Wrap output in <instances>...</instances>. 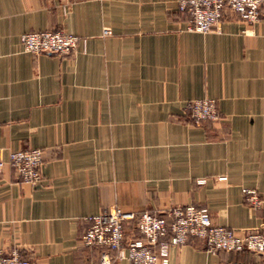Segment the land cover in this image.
I'll return each mask as SVG.
<instances>
[{
  "label": "crops",
  "instance_id": "crops-1",
  "mask_svg": "<svg viewBox=\"0 0 264 264\" xmlns=\"http://www.w3.org/2000/svg\"><path fill=\"white\" fill-rule=\"evenodd\" d=\"M188 26L177 0H0L2 157L44 151L36 186L0 170V253L100 264L82 238L113 206L155 215L196 206L217 226L264 230V12L250 24L226 9L209 34ZM56 30L81 39L75 52L24 51L23 34ZM201 99L217 101L219 119L196 126L184 107ZM170 261L264 264V255L214 254L196 239L172 247Z\"/></svg>",
  "mask_w": 264,
  "mask_h": 264
},
{
  "label": "built area",
  "instance_id": "built-area-1",
  "mask_svg": "<svg viewBox=\"0 0 264 264\" xmlns=\"http://www.w3.org/2000/svg\"><path fill=\"white\" fill-rule=\"evenodd\" d=\"M103 1V0H96ZM179 12L189 19V32L209 34L217 30L224 12L230 9L250 24L258 23L264 12V0H177ZM109 29L104 36H110ZM24 51L34 55H68L75 52L81 42L74 36L56 30L27 33L21 36ZM184 111L194 125L215 122L219 119L217 101L214 99L193 100ZM0 149V170L9 165L27 184L36 186L42 180L44 151L26 149L10 152L7 161ZM245 201L254 209L263 205L256 190H243ZM91 223L82 238L88 249L100 252V264H172L170 250L191 240H202L211 253L252 252L264 255V230L241 231L217 226L206 209L195 206L178 207L165 215L150 212L136 214L117 206L107 208L88 219ZM131 227V228H130ZM131 230V231H130ZM169 239L167 240V238ZM0 264H32L22 258L19 251L0 253ZM226 264H249L230 262Z\"/></svg>",
  "mask_w": 264,
  "mask_h": 264
},
{
  "label": "rangeland",
  "instance_id": "rangeland-1",
  "mask_svg": "<svg viewBox=\"0 0 264 264\" xmlns=\"http://www.w3.org/2000/svg\"><path fill=\"white\" fill-rule=\"evenodd\" d=\"M182 207H184V206H182ZM196 207V206H195ZM131 228V227H130ZM228 228V227H227ZM231 229V228H230ZM221 253V252H220ZM229 253V252H228Z\"/></svg>",
  "mask_w": 264,
  "mask_h": 264
},
{
  "label": "water",
  "instance_id": "water-1",
  "mask_svg": "<svg viewBox=\"0 0 264 264\" xmlns=\"http://www.w3.org/2000/svg\"><path fill=\"white\" fill-rule=\"evenodd\" d=\"M49 55H55V54H49Z\"/></svg>",
  "mask_w": 264,
  "mask_h": 264
}]
</instances>
